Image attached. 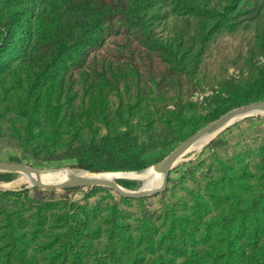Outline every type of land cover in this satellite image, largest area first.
Returning <instances> with one entry per match:
<instances>
[{"label":"rangeland","instance_id":"374dc122","mask_svg":"<svg viewBox=\"0 0 264 264\" xmlns=\"http://www.w3.org/2000/svg\"><path fill=\"white\" fill-rule=\"evenodd\" d=\"M135 1L79 12L88 29L38 75L60 19L82 17L67 0H0L1 161L71 167L69 148L129 131L153 163L218 111L264 100V0ZM170 172L164 192L140 199L103 186L31 187L12 172L0 183V264H195L222 246L227 226L264 228V113Z\"/></svg>","mask_w":264,"mask_h":264},{"label":"trees","instance_id":"16d2710c","mask_svg":"<svg viewBox=\"0 0 264 264\" xmlns=\"http://www.w3.org/2000/svg\"><path fill=\"white\" fill-rule=\"evenodd\" d=\"M67 1L71 15H79V12L89 14L97 9L95 0ZM138 1L140 0H136L135 3ZM130 13L136 22L143 23L135 7L131 8ZM87 14L79 15L82 17L79 20L69 18V16L60 19L54 28V45L49 56L41 63L38 75L42 74L64 54L68 53L72 47L76 46L84 31L88 29ZM12 15L13 18H16V14ZM21 40H31L30 30L25 29L23 31ZM223 113L218 111L215 118ZM62 156L75 161V164L71 165L72 168L91 172L142 170L162 160H156L153 163L148 162L150 158L148 146L139 143L129 131L114 137H108L101 143L94 141L87 146L69 148ZM171 174L172 172L169 173L168 184L172 182ZM12 175V172L0 171V183L11 181ZM125 182V179L118 180L120 184H125ZM79 188L81 187L68 189ZM242 227H238L235 231L234 227L227 226L224 231L226 240L222 246H212L213 250L201 256L195 264H264V248L259 241V236L264 233V228L260 226L251 229ZM235 234L237 236L246 235L248 240H237L234 238Z\"/></svg>","mask_w":264,"mask_h":264},{"label":"water","instance_id":"95a60500","mask_svg":"<svg viewBox=\"0 0 264 264\" xmlns=\"http://www.w3.org/2000/svg\"><path fill=\"white\" fill-rule=\"evenodd\" d=\"M260 113H264V100L251 101L249 103L233 107L225 113L221 114L216 119L208 122L204 126L197 129L195 132L190 134L176 147H174L166 157H164L156 164L149 166V168L146 167L142 170H133L130 173L121 172L114 178H108L103 176L92 177L83 175L68 166L57 168H35L19 162H6L1 160L0 171L21 173L23 176H26L27 180L30 183L29 186L31 187H38L44 189H68L72 187L103 186L114 190V192L124 198H145L162 193L166 190L168 185V177L171 169L181 160V157L187 152V150L192 145H194L206 136H209L214 133H220L234 122L240 120L238 119L240 117L245 118ZM62 171L65 173L66 177L63 181L58 183L43 182L40 178V176L42 175H50ZM128 174H133L132 177L141 181L148 179L151 174L162 175L163 179L162 183L158 187H141L137 190H131L121 186L118 183V180L128 179Z\"/></svg>","mask_w":264,"mask_h":264},{"label":"bare ground","instance_id":"6f19581e","mask_svg":"<svg viewBox=\"0 0 264 264\" xmlns=\"http://www.w3.org/2000/svg\"><path fill=\"white\" fill-rule=\"evenodd\" d=\"M241 118L242 117H240L238 119H241ZM216 135H217V133H214V134H211L209 136H206V137L202 138L200 141H198L197 143H195L194 145H192L187 150V152L188 151H193V150H196L197 151V150L202 149ZM182 157H181V159H182ZM147 168H149V167H147ZM76 172H80L83 175L92 176V177H95V176H103V177H108V178H114L115 176L119 175L121 172L130 173L131 171H105V172H101V173H98V174L97 173L86 172V171H76ZM132 176H133V174H128L127 178L128 179L138 180V179H136V178H134ZM65 177L66 176H65V173L63 171L62 172H58V173H54V174H50V175H42V176H40L41 180L43 182H47V183H58V182L63 181L65 179ZM162 179H163L162 175H159V174H151L148 177V179H146L144 181H141V180H139V181L142 182L141 187H143V188H152V187H158V186H160V184L162 183ZM23 180L25 181V183L26 182L29 183V181L27 180L26 176H23Z\"/></svg>","mask_w":264,"mask_h":264}]
</instances>
